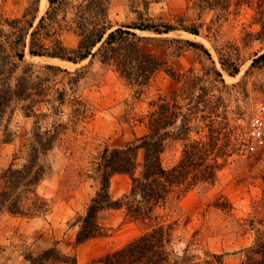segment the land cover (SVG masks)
<instances>
[{
  "label": "rangeland",
  "instance_id": "obj_1",
  "mask_svg": "<svg viewBox=\"0 0 264 264\" xmlns=\"http://www.w3.org/2000/svg\"><path fill=\"white\" fill-rule=\"evenodd\" d=\"M60 1L69 11L67 22L61 15L63 24L71 25L74 7L84 0ZM49 7L48 0H0V40L13 31L6 21L20 19L19 27L29 32L22 67L35 66L34 97L13 102L0 116V190L3 173L27 163L35 134L57 135L54 147L40 159L46 174L36 194L25 201L29 213L0 211V264H33V258L53 247L61 255L76 257L78 264H103L106 255L144 234V226L125 209H110L100 215L102 235L77 243L79 221L100 188L96 173L101 156L106 149L120 148L145 134L144 118L151 104L158 99L171 102L176 91L182 110L169 129L175 137L166 143L163 166L178 165L196 140L215 147L212 156L217 165L213 180L202 181L184 196L172 195L157 215L176 227L174 250L182 262L244 264L247 249L264 233V144L254 152L244 146L249 121L264 105V67H253L254 59L264 53V0H112L102 23L110 31L135 24H152L161 31L132 29L146 38L141 44L144 50L167 62L140 97L99 56L78 63L31 56L30 34L48 16ZM166 25L171 26L169 31ZM66 29L45 26L40 32L76 50L80 38ZM170 70L193 74L196 101L187 99L191 95ZM42 89L48 90L47 97L37 95ZM58 91L65 92L63 102L56 100ZM30 104L31 111L26 109ZM185 114L189 135L176 137ZM143 158L140 151V164ZM131 187L128 175L114 176L112 199H121ZM35 205L39 209L33 211Z\"/></svg>",
  "mask_w": 264,
  "mask_h": 264
},
{
  "label": "trees",
  "instance_id": "obj_2",
  "mask_svg": "<svg viewBox=\"0 0 264 264\" xmlns=\"http://www.w3.org/2000/svg\"><path fill=\"white\" fill-rule=\"evenodd\" d=\"M48 1L50 3L48 16L42 18L40 27L30 34L29 52L31 56H47L73 63L87 60L91 56H99L103 63L111 64L116 68L138 97L141 96L154 74L166 67L167 62L163 58L141 47L146 38H141L132 31L135 28L141 31L154 30L161 33L156 26L135 24L133 27H121L110 31L111 28L102 24L107 19L112 0H84L83 3L74 7L75 16L70 21L71 25L68 23L67 26H64L61 17V15L65 16L64 21L67 22L69 11L65 2ZM46 21L49 23L46 24ZM20 22V19L7 20V25L13 31L5 34L0 40V116L13 102L26 101L34 97L32 79L35 66L22 67L29 32L27 28L19 27ZM45 26L53 29L57 26L60 32L66 31L68 27L80 38L77 49L70 51L61 40L54 38L51 41L48 34L42 36L40 31ZM165 27L167 31L171 28L169 25ZM54 34L57 35V33ZM195 34L198 33L195 32ZM46 41H50L51 46ZM98 45H100L98 51L93 53ZM253 67H264V53L254 59ZM47 69L55 68L48 66ZM215 71L216 75L221 77V73L218 70ZM169 73L185 87L184 92L188 96L191 95L187 99L191 102L196 101L192 97L194 94L192 90L197 85L195 83L197 79L193 77V74L191 72L177 74L172 70ZM41 91L37 95L47 97L48 90L42 89ZM57 94L56 100L63 102L65 92L58 91ZM178 95L176 91L172 94L171 102L158 99L151 104L144 118L145 134L120 148L106 149L101 156L96 173L100 188L91 200L86 215L79 221L80 231L77 243L82 244L102 235L100 215L110 209H125L127 215L135 222L142 224L145 229L144 234L124 248L106 255L102 260L103 264H192L182 262L180 255L174 250L176 227L160 221L157 211L172 195L184 196L202 181L213 180L217 158L212 156L215 147H208L206 143L196 140L191 142L189 149L185 150L178 165L172 169H166L163 166L162 155L166 143L175 137L169 129L177 123L181 115L182 108L175 99ZM33 107L30 104L26 109L31 111ZM184 116L183 125L176 137L187 138L189 135V118L186 114ZM215 132L216 130L213 129V133ZM56 136L55 133L50 132L35 134L27 155V163L20 169L10 167L3 173L1 179L4 184L0 190V211L7 210L14 215L29 213L31 208H25V201L30 194H36L35 189L46 174L40 159L54 147ZM140 151L144 153L142 164L138 160ZM209 159L213 161L212 164L208 162ZM139 167L140 172L137 173ZM116 175H128L132 181L130 192L119 200H113L110 193L111 179ZM36 199H39L37 195ZM32 209L34 211L39 208L35 205ZM53 261L78 264L76 257L61 255L55 247L33 258V264H48ZM197 264L214 263L206 261ZM244 264H264V233H260L255 244L247 249Z\"/></svg>",
  "mask_w": 264,
  "mask_h": 264
},
{
  "label": "built area",
  "instance_id": "obj_3",
  "mask_svg": "<svg viewBox=\"0 0 264 264\" xmlns=\"http://www.w3.org/2000/svg\"><path fill=\"white\" fill-rule=\"evenodd\" d=\"M264 144V105L259 106L248 125L247 149L254 152Z\"/></svg>",
  "mask_w": 264,
  "mask_h": 264
}]
</instances>
